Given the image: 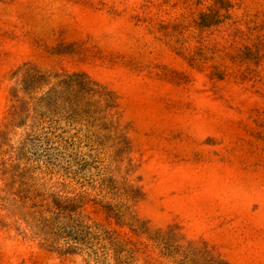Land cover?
I'll list each match as a JSON object with an SVG mask.
<instances>
[{"label": "rangeland", "instance_id": "obj_1", "mask_svg": "<svg viewBox=\"0 0 264 264\" xmlns=\"http://www.w3.org/2000/svg\"><path fill=\"white\" fill-rule=\"evenodd\" d=\"M0 264H264V0H0Z\"/></svg>", "mask_w": 264, "mask_h": 264}]
</instances>
